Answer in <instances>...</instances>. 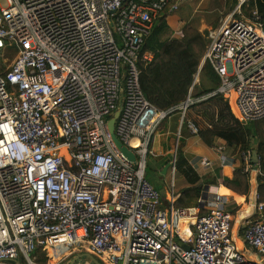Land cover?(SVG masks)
Returning <instances> with one entry per match:
<instances>
[{"label":"built area","instance_id":"2783aa9c","mask_svg":"<svg viewBox=\"0 0 264 264\" xmlns=\"http://www.w3.org/2000/svg\"><path fill=\"white\" fill-rule=\"evenodd\" d=\"M169 2L0 0V264H34L38 248L75 246L108 264H264L262 203L259 218L242 224L250 258L231 233L223 194L207 189L196 206L174 207L171 184L165 207L145 177L169 111L144 98L137 63L151 61L140 53ZM245 2L209 29L201 60L242 122L264 117V14L235 17ZM115 112L114 132L135 162L110 137ZM240 159L248 172L247 153Z\"/></svg>","mask_w":264,"mask_h":264},{"label":"trees","instance_id":"16d2710c","mask_svg":"<svg viewBox=\"0 0 264 264\" xmlns=\"http://www.w3.org/2000/svg\"><path fill=\"white\" fill-rule=\"evenodd\" d=\"M236 2L237 0H230L224 16ZM241 8L249 15L257 9L263 16L264 0H246ZM166 16L164 9L154 22L141 50L140 55L149 51L153 56L148 63H137L140 90L144 98L157 110L169 111L160 123L170 114L183 111V124L193 123L197 128L196 135L205 145L211 146L215 138L222 139L228 147L234 148L236 157L240 158V153L246 152L247 162L251 165H255L251 153L256 151L260 171L257 175V203L263 204L264 215V117L248 122L239 121L232 113L228 100L216 92L219 78L208 61L203 64L199 73L212 85L194 82L207 42L190 22L183 25L180 37H171L165 21ZM187 99L191 101L182 110L181 107ZM178 140L181 141L180 138ZM243 167L244 162L240 159V164L233 169L232 177H221L222 184L238 194H245L248 189V172ZM175 170L189 185L181 189L173 206L197 205L203 192V183L185 158L181 145L177 146L175 152ZM145 177L149 180L146 171ZM162 204L167 207L169 202L165 198ZM230 212L234 213V210ZM249 218L257 219L259 215L254 212ZM31 256H35L38 263L46 264L47 257L51 254L47 249L38 248ZM98 261L102 263L101 260Z\"/></svg>","mask_w":264,"mask_h":264},{"label":"crops","instance_id":"0c3cea01","mask_svg":"<svg viewBox=\"0 0 264 264\" xmlns=\"http://www.w3.org/2000/svg\"><path fill=\"white\" fill-rule=\"evenodd\" d=\"M174 3L177 4V8L173 11H170L171 6ZM199 4L200 3L192 5L189 3V1L187 2V0H170L165 8V11L167 12L165 21L170 31L171 37L177 38L181 36L183 25L193 19L194 13L196 12V7H199ZM191 9L192 11L190 12ZM179 138L181 141L178 140ZM173 143L177 144V146L181 145L185 158L200 176V179L203 183V190L205 187H207L209 191L221 193L226 197L228 200V203L226 204L227 210H234V213H232L233 222L231 224V233L236 241H239L240 248L245 250L247 253L246 255L250 258H254L255 256L253 250L249 249L248 247L246 248V246L242 244L241 237H239V235L242 232V224L244 219L249 218V216L256 212L255 208L256 204H258L257 175L260 174V171H257L255 165L249 168L248 189L245 194H238L225 187L221 182V177H232L234 167L240 164V158L236 157V151H234L233 147H228L226 142L219 138H215L211 146L205 145L196 134H192L190 132L187 124H183V114L181 112L170 114L164 121L158 124L155 131L154 140L150 145V150L153 155H155L159 161L163 163L161 166L162 169L167 163H169L167 168L170 167L171 169V162L174 159V155L173 159L169 161L168 155L174 148ZM218 150H220L221 154L218 152ZM221 155L233 157V163H221ZM204 158L210 162L208 166L204 164ZM188 185L189 184L186 182V186H183L178 190H176L174 186L172 187L173 194L175 195L174 201L178 198L181 189L187 187ZM169 191H162L164 194V199H167ZM236 218L237 222H235ZM59 249L61 248H57L56 250L50 249L48 252H58ZM22 261V258L17 259L16 264H25ZM77 261H80V259L76 260L75 263Z\"/></svg>","mask_w":264,"mask_h":264},{"label":"rangeland","instance_id":"374dc122","mask_svg":"<svg viewBox=\"0 0 264 264\" xmlns=\"http://www.w3.org/2000/svg\"><path fill=\"white\" fill-rule=\"evenodd\" d=\"M189 1L190 4H198L196 7V12L194 13L193 19L190 21L191 25L199 31L205 42H207V37L210 28H213L219 24V21L221 17H223L224 12H227L228 6L230 4V0H187ZM238 2V0H237ZM237 2L235 3V6L227 13H231L232 11L235 10V7L237 5ZM188 10V8H187ZM192 9L190 10V12ZM241 13L239 11L235 12V17H245V18H250L249 14H246L241 8ZM226 14V15H227ZM14 56V51L9 50L7 51L6 57L7 60L10 61L12 57ZM205 76L199 71L195 75L194 82H204L203 84H208L212 85L211 82L207 81L204 79ZM174 148L172 152L168 155V161L173 159V155H175V149H177V144L173 143ZM150 147V146H149ZM163 163L159 161V159L153 155L152 152H148L146 156V166H145V171L146 175L149 178V181L153 184V186L159 191H169L172 180H173V186L176 190L180 189L183 186H186V181L182 177V175L172 169L167 168L164 173L161 171V166ZM238 218V217H237ZM237 218L235 219V222H237ZM237 225V223H236ZM234 226V223H233ZM233 231V230H232ZM240 237V235H239ZM247 248V247H246ZM51 256L47 257V262L46 264H68L72 258L75 256L81 255V254H90L87 251H85L83 248L79 246L75 247H70V248H61L59 249L58 252H50ZM31 259L33 260L34 264H41L38 263L36 260V257L30 256ZM99 259L98 257H96ZM102 261L103 264H108L102 259H99ZM75 264H91V261L89 260L88 257H81L80 261H77Z\"/></svg>","mask_w":264,"mask_h":264},{"label":"water","instance_id":"95a60500","mask_svg":"<svg viewBox=\"0 0 264 264\" xmlns=\"http://www.w3.org/2000/svg\"><path fill=\"white\" fill-rule=\"evenodd\" d=\"M202 66H203V64L200 63L198 71L201 69ZM184 105H186V102L184 103ZM117 116H118V112H115L114 115L107 122V127H108V131H109L110 137H111L114 145L116 146V148L121 152V154L124 155L128 160H130L132 162H135L136 161L135 154L125 144H123L120 141V139H118V137L116 136V134L114 132V122H115V119H116ZM251 159H252L253 163L257 162L256 151H252ZM168 164L169 163H167L166 165L163 166L162 173L165 172L166 168L168 167ZM207 189H208L207 187L204 188L200 198H204L205 197ZM160 193H161V198L163 200L164 199V194H163L162 191ZM183 246H184L185 249H188V245H183ZM242 252L244 254H247L244 249H242ZM81 257H88L89 260L92 262V264H103V263L99 262L98 259L96 257H94L93 255H91V254H81V255L75 256L74 258H72L70 260V262L68 264H74L75 261L80 259Z\"/></svg>","mask_w":264,"mask_h":264},{"label":"bare ground","instance_id":"6f19581e","mask_svg":"<svg viewBox=\"0 0 264 264\" xmlns=\"http://www.w3.org/2000/svg\"><path fill=\"white\" fill-rule=\"evenodd\" d=\"M184 229H183V232L184 233H188V231H187V228H186V226L183 224V226H182ZM237 242H238V245L240 246V243H239V241L237 240Z\"/></svg>","mask_w":264,"mask_h":264}]
</instances>
